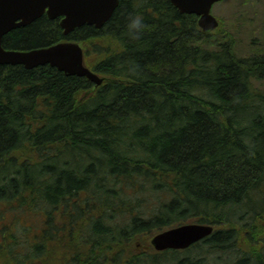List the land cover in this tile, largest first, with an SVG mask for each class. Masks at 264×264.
<instances>
[{
  "label": "trees",
  "instance_id": "1",
  "mask_svg": "<svg viewBox=\"0 0 264 264\" xmlns=\"http://www.w3.org/2000/svg\"><path fill=\"white\" fill-rule=\"evenodd\" d=\"M207 37L169 0H119L100 29L43 16L4 35L17 51L80 43L116 81L85 96L84 77L0 65V216L46 208L22 243L7 232L0 264H264V55ZM184 223L214 231L182 258L153 250Z\"/></svg>",
  "mask_w": 264,
  "mask_h": 264
},
{
  "label": "water",
  "instance_id": "2",
  "mask_svg": "<svg viewBox=\"0 0 264 264\" xmlns=\"http://www.w3.org/2000/svg\"><path fill=\"white\" fill-rule=\"evenodd\" d=\"M181 14H194L203 33L218 34L219 20L211 7L221 0H169ZM119 0H0V65H22L25 69L50 65L66 76L84 77L96 90L104 81H116L97 75L83 63L80 43L63 41L27 51L8 50L2 38L13 29L24 27L44 13L50 18L62 17L59 25L67 35L83 25L102 28L111 18ZM47 9V10H45ZM128 83V81H125ZM213 232L209 224L187 223L168 228L152 236L150 244L158 251L187 249Z\"/></svg>",
  "mask_w": 264,
  "mask_h": 264
},
{
  "label": "rangeland",
  "instance_id": "3",
  "mask_svg": "<svg viewBox=\"0 0 264 264\" xmlns=\"http://www.w3.org/2000/svg\"><path fill=\"white\" fill-rule=\"evenodd\" d=\"M211 13L220 21V31L218 35L214 34L210 35L211 38H206V42L203 44L204 48L215 49L220 44L229 43L233 45L234 53L238 57L264 55V0H221L213 4ZM12 206H14L13 203L6 204L4 207L6 215L0 216V221H2L0 226L2 223V228H4L6 224L3 234L0 233V236L2 235L6 242L8 232L16 236L18 241L22 243L27 236H32L29 229L34 231L39 224L45 222L46 208L42 206L39 209H33V211L27 209L25 215L22 216L23 218H19L15 224H12L10 222L13 213L10 209L13 208ZM17 216L20 217L21 214ZM196 252L197 249L193 247L190 254H196ZM187 254L186 250L180 251L181 258ZM208 259L210 260L211 257H206L207 262ZM183 264L196 263L185 262Z\"/></svg>",
  "mask_w": 264,
  "mask_h": 264
},
{
  "label": "clouds",
  "instance_id": "4",
  "mask_svg": "<svg viewBox=\"0 0 264 264\" xmlns=\"http://www.w3.org/2000/svg\"><path fill=\"white\" fill-rule=\"evenodd\" d=\"M131 27L137 30L135 34L138 35L139 30L143 28L142 17L139 15L134 16L133 19L131 20Z\"/></svg>",
  "mask_w": 264,
  "mask_h": 264
},
{
  "label": "flooded vegetation",
  "instance_id": "5",
  "mask_svg": "<svg viewBox=\"0 0 264 264\" xmlns=\"http://www.w3.org/2000/svg\"><path fill=\"white\" fill-rule=\"evenodd\" d=\"M47 10V9H46ZM43 16H45L46 17V19L47 20H53V21H55V20H58V19H49V17H47V15H43ZM42 16V17H43ZM41 18V17H40ZM59 21V20H58ZM6 215V214H5ZM5 215H1L2 217H4ZM0 222H2V221H0ZM2 226H3V224L1 223V226H0V233L1 234H3V230L6 228V224H5V227L4 228H2ZM2 240H3V238H2V235L0 236V242H2Z\"/></svg>",
  "mask_w": 264,
  "mask_h": 264
}]
</instances>
